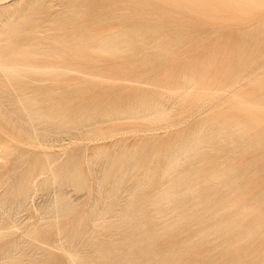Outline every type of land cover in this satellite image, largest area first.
<instances>
[{
    "label": "rangeland",
    "instance_id": "rangeland-1",
    "mask_svg": "<svg viewBox=\"0 0 264 264\" xmlns=\"http://www.w3.org/2000/svg\"><path fill=\"white\" fill-rule=\"evenodd\" d=\"M0 192V264H264V0H0Z\"/></svg>",
    "mask_w": 264,
    "mask_h": 264
},
{
    "label": "bare ground",
    "instance_id": "bare-ground-1",
    "mask_svg": "<svg viewBox=\"0 0 264 264\" xmlns=\"http://www.w3.org/2000/svg\"><path fill=\"white\" fill-rule=\"evenodd\" d=\"M167 2V1H166ZM192 3L195 5H198V6H200V7H202V8H204V6H207V4H205V3H201V2H199V1H192ZM191 3V4H192ZM189 8V7H188ZM202 8H200V9H202ZM203 27V26H202ZM240 80V79H239ZM8 81V80H7ZM37 82V81H36ZM238 85V84H237ZM153 87V86H152ZM261 89V88H260ZM189 90V89H188ZM213 92V91H212ZM166 95V94H165ZM232 97V96H231ZM229 98V97H228ZM179 99V98H178ZM258 99V98H257ZM163 100V99H162ZM86 101V100H85ZM255 102V101H254ZM243 104V103H242ZM245 104V103H244ZM251 104H253V103H250V105ZM258 104V103H257ZM256 104V105H257ZM177 105H178V103H177ZM254 105V104H253ZM260 106H262V105H260ZM178 108V107H177ZM187 109V108H186ZM185 114V113H184ZM133 119V118H132ZM22 121V120H21ZM24 121V120H23ZM30 121V120H29ZM25 122V121H24ZM27 123V122H26ZM181 125V124H180ZM184 125V124H183ZM92 126V125H91ZM37 127V126H36ZM34 128V127H33ZM38 130V129H37ZM157 131V130H156ZM165 131V130H164ZM155 132V131H154ZM146 133V132H145ZM3 134V133H2ZM211 135V134H210ZM8 137V136H7ZM10 139V138H9ZM5 141V140H4ZM14 141V140H13ZM27 146V145H26ZM211 148V147H210ZM8 149V148H7ZM2 160V159H1ZM257 190V189H256ZM1 193V192H0ZM52 197V196H51ZM107 199V198H106ZM105 203V202H104ZM105 205V204H104ZM119 210V209H118ZM94 220V219H93ZM34 224V223H33ZM59 233V232H58ZM59 241V240H58ZM56 244V243H55ZM58 246V245H57ZM60 247V246H59ZM64 248V247H63ZM62 248V249H63ZM156 248V247H155ZM64 251V250H63ZM80 251V250H79ZM64 252H66V251H64ZM81 252V251H80ZM85 252V251H84ZM67 253V252H66ZM67 254H69V253H67ZM85 254V253H84ZM68 256V255H67ZM72 260V259H71ZM74 261V260H73ZM72 261V262H73ZM134 262V261H133ZM71 263V262H70ZM75 263V262H74Z\"/></svg>",
    "mask_w": 264,
    "mask_h": 264
}]
</instances>
